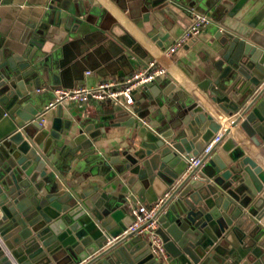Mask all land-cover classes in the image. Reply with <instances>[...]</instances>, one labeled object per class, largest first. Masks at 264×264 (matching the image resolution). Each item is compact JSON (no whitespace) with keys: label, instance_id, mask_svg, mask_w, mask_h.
Masks as SVG:
<instances>
[{"label":"water","instance_id":"1","mask_svg":"<svg viewBox=\"0 0 264 264\" xmlns=\"http://www.w3.org/2000/svg\"><path fill=\"white\" fill-rule=\"evenodd\" d=\"M167 1L159 14L192 7ZM165 2L145 8L150 14ZM162 26L159 18L151 25L158 46ZM34 27L18 40L0 32V264H264L263 165L230 137L237 127L264 150V44L254 33L239 20L215 26L214 56L197 88L229 126L188 168L184 156H198L222 125L197 100L180 99L168 78L139 90L145 108L125 121L111 124L114 114L100 109L63 119L59 104L51 123L46 113L41 123L49 101L27 92L31 82L72 87L89 68L100 73L145 53L115 26L100 32L96 47L70 32L62 58L49 64ZM110 125L129 127L126 146L97 155L90 181L67 180L55 157L91 156ZM160 198L153 219L164 252L154 254L147 232L136 234L143 226L124 230L132 206Z\"/></svg>","mask_w":264,"mask_h":264},{"label":"crops","instance_id":"2","mask_svg":"<svg viewBox=\"0 0 264 264\" xmlns=\"http://www.w3.org/2000/svg\"><path fill=\"white\" fill-rule=\"evenodd\" d=\"M149 0H0V32L9 34L14 40L21 38L27 27L34 25L42 33H37V39L42 41V51L44 52L46 63H52L62 58V49L68 45L72 37L78 39L87 38L93 47H96L101 41H98L100 32L110 27L118 26L131 35L144 51V57L137 58L131 56L128 62L122 61V64L101 70L90 69L83 74V79L75 86L91 87L101 80L113 79L122 80L126 75L134 70L143 67L144 63L150 59H155L166 69V75L159 79L168 78L175 84V92L180 99L193 98L204 108L209 110L213 117L221 123V129L229 126L227 118L214 104H212L202 91L197 88V84L204 78V70L207 62L213 58L210 49L214 41L213 35L216 32L217 25L231 26L242 21L246 30L252 31L256 36L255 40L264 44V0H186L191 5H186V10L171 7L174 12L164 11L159 14V9L168 6V1L159 8H154L152 12H147L145 4ZM51 9L55 14L47 15ZM157 11V12H155ZM204 13L210 16L211 22L202 28L197 37L191 38L185 44L177 48L169 59H164L162 51L172 44V42L182 33L184 28L191 22V12ZM154 12V13H153ZM51 17V18H50ZM163 22L160 32L161 46L152 40L156 30L151 25L157 19ZM51 19V20H50ZM50 20V21H49ZM72 23L75 33L66 28V23ZM35 27L33 32H35ZM71 35L69 36V33ZM159 33V32H158ZM155 37V36H153ZM114 61L112 58L109 63ZM158 79V80H159ZM58 86L62 81L56 82ZM50 84L41 80L39 85L31 82L27 87V92L33 96H38L42 101H50L52 93ZM47 87L46 90L36 91V88ZM143 91H137L135 95V109L145 108L142 102ZM62 106L66 109L65 118H71L69 112H74L75 116L85 110L100 109L104 112L114 114L110 123L125 121L128 114L120 109L116 110L107 103H85L83 105L74 102H64ZM45 104L42 106V109ZM46 125L51 123L55 116V108L46 112ZM44 115V116H45ZM129 127L122 125H110L105 129V133L99 136L95 143V150L91 156L84 155L74 157L67 154L66 157H55L57 167L65 166V178L73 183L81 181H90L92 174L95 173V160L97 155L104 154L111 149H120L127 144L129 137ZM230 137L234 139L238 146L249 153L252 158L257 159L264 169V150L255 147L241 131L235 127L231 128ZM86 184L85 186H87ZM79 187V186H78ZM84 187V186H83ZM81 188V186H80Z\"/></svg>","mask_w":264,"mask_h":264},{"label":"built area","instance_id":"3","mask_svg":"<svg viewBox=\"0 0 264 264\" xmlns=\"http://www.w3.org/2000/svg\"><path fill=\"white\" fill-rule=\"evenodd\" d=\"M191 14V22L184 28L182 33L172 42V44L162 51L164 59H169L177 48L185 44L191 38L197 37L202 28L206 27L211 22V18L207 14L195 11H192ZM89 72L90 71H86V73ZM165 75V67L161 63H158L155 59H150L144 63L142 68L132 71L120 81L105 79L91 87L80 85L72 87H54L50 89L53 97L43 108V112L40 115V122L44 123V114L48 110L54 109L59 104L64 102H74L80 105L89 102L96 104L107 103L114 108L120 109L130 117H136L137 111L135 109V95L137 91L141 90L148 83L162 78ZM46 88L47 87H37L36 91H44ZM221 132L222 131L219 130L215 134L198 156H184L188 168H191L199 163L201 156L209 151L221 135ZM161 200L162 199L160 198L156 203L146 207H138L137 205L132 206L130 210L131 224L124 230V233L133 232L140 226H143L140 231L136 232V234L147 232L151 242V251L154 254L164 252L159 235L156 233L157 221L156 219H153L155 210Z\"/></svg>","mask_w":264,"mask_h":264},{"label":"rangeland","instance_id":"4","mask_svg":"<svg viewBox=\"0 0 264 264\" xmlns=\"http://www.w3.org/2000/svg\"><path fill=\"white\" fill-rule=\"evenodd\" d=\"M71 23V22H70ZM116 110H118L117 108H115Z\"/></svg>","mask_w":264,"mask_h":264}]
</instances>
